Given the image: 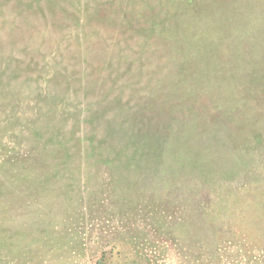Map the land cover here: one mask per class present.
Returning <instances> with one entry per match:
<instances>
[{"label":"rangeland","instance_id":"rangeland-1","mask_svg":"<svg viewBox=\"0 0 264 264\" xmlns=\"http://www.w3.org/2000/svg\"><path fill=\"white\" fill-rule=\"evenodd\" d=\"M195 244L264 264V0H0V264Z\"/></svg>","mask_w":264,"mask_h":264},{"label":"trees","instance_id":"trees-1","mask_svg":"<svg viewBox=\"0 0 264 264\" xmlns=\"http://www.w3.org/2000/svg\"><path fill=\"white\" fill-rule=\"evenodd\" d=\"M192 215L193 214H190V216H192ZM200 217L201 216H199V217L197 216V219H200ZM204 247H206V245H204V244H195V245L188 246L189 251H190V256H191L190 264H211L203 256L204 253L202 251H203ZM211 259L217 260V257H213ZM143 263L144 264H153L148 259H144Z\"/></svg>","mask_w":264,"mask_h":264}]
</instances>
